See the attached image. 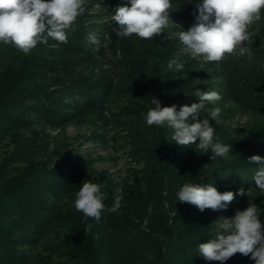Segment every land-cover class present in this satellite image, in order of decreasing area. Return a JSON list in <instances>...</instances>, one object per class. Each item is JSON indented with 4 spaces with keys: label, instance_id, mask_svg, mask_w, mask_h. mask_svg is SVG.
Here are the masks:
<instances>
[{
    "label": "rangeland",
    "instance_id": "1",
    "mask_svg": "<svg viewBox=\"0 0 264 264\" xmlns=\"http://www.w3.org/2000/svg\"><path fill=\"white\" fill-rule=\"evenodd\" d=\"M84 6L87 12L85 20L94 23L109 19L104 0H85ZM171 20L180 27L166 29L163 38L174 43L173 59L183 64H195L193 67L185 65L176 81L198 84L201 91H217L221 94L222 100L210 104L209 109L201 112V118L210 119V125L215 128V139L219 142L233 140L226 160L218 158L211 161L209 153L204 154L199 150L191 168L193 176L199 178L245 157L257 141L259 130L264 129V116L243 109L229 97L224 76H217L215 72L221 69L222 61L213 67V63L203 58L193 59L179 40L181 29L187 31L189 26ZM253 32L264 33V27L256 26ZM90 39L99 52L97 61L90 64L84 62L80 69L93 78L100 74L109 75L115 88L102 112H93L85 119L53 127L42 121L29 106H18L11 110L15 118L2 121L0 188L19 174L32 176L52 170L60 162L63 153L75 162L64 177L63 186L45 193L55 213L45 233L37 241L33 242L27 235L19 233H0L4 238L3 243L0 242V251L16 255L13 264H90L85 253L73 251L62 243L67 236L81 234L84 223L93 226L96 245L105 250L104 264H161L159 251L164 235L159 227L160 223H166L164 218L167 215L170 217L174 210L167 200L161 205H151L146 199L147 178L155 161L145 155L140 144L151 142L154 138L150 126L145 122L143 109H139V106L150 107L140 93L120 90L129 84L127 68L121 61V51L110 47L100 48L105 44L95 33H90ZM26 60L41 64L48 62L58 68L43 73L44 66L41 65L35 76L19 82V87L45 89L56 86L59 77H64V62L58 48H35L29 55L15 50L0 57V88L12 80ZM215 107L221 109L218 123L212 121L209 114V110ZM168 141L172 143L171 137ZM93 169L97 172H93ZM84 181L100 184L105 211L99 223L92 218L85 220L83 214L74 208V193ZM248 189V195H236L226 210L206 209L204 212L214 214L212 216L218 227L220 218L234 217L236 210H244L250 201L262 209L259 219L264 223V192L257 190L256 185L245 188ZM166 195L177 201L172 191H167ZM117 196L123 197L122 206L117 212L109 213L107 208L112 206ZM150 205L152 215L148 213ZM145 219L148 220L146 227ZM171 221L169 218L168 223ZM232 258L236 264L251 260L241 254Z\"/></svg>",
    "mask_w": 264,
    "mask_h": 264
},
{
    "label": "trees",
    "instance_id": "2",
    "mask_svg": "<svg viewBox=\"0 0 264 264\" xmlns=\"http://www.w3.org/2000/svg\"><path fill=\"white\" fill-rule=\"evenodd\" d=\"M107 5L109 19L99 22L85 20L87 12L78 17L74 30L67 34V43H59L49 38L47 44L39 43L36 48L56 47L64 62V77H59L57 85L45 89L31 90L19 87V82L33 78L39 67L43 65V73L55 71L57 65L45 62L26 60L20 71L8 83L0 88V128L2 121L15 118L12 108L29 106L45 123L59 127L71 121L85 119L90 113L102 112L115 90L113 80L107 74L93 78L80 69L84 62L95 63L99 52L96 44L90 39V33L98 35L100 48L110 47L122 54L129 84L120 90H130L140 93L146 99L149 107L151 97L161 101V106L175 104L177 110L184 104L189 106L198 103L192 95L196 90H202L198 84L191 82L178 83L176 78L182 72L169 70L167 64L173 59V42L164 39L163 34L150 40L133 35L130 38H119L114 31L117 25L111 20L114 8L126 4L128 0H104ZM173 9L170 18L183 22L189 27L195 22L192 15L196 11L197 0L188 3L187 0H171ZM264 27V12L261 19L249 26L250 41L246 42L252 50V58L247 55H229L222 61L221 69H216L217 76H224L229 97L245 110H250L264 116V33L253 32L256 27ZM18 50L13 44L0 42V57ZM213 67L219 62H211ZM190 62L189 67H193ZM195 65V64H194ZM186 69V68H185ZM184 70V69H183ZM149 72V74H148ZM211 107L205 106L204 110ZM144 114L147 107L139 106ZM132 111H137L133 109ZM21 119V118H20ZM22 120V119H21ZM154 140L141 143V150L155 164L148 176V187L145 194L147 203L161 205L167 200L177 215H167L166 223H160L164 235L159 257L161 264H203L205 260L198 254V245L213 238L217 229L212 213L200 212L195 206L179 203L166 195L167 191L175 193L185 182L199 183L202 186L212 184L218 191L238 190L255 185L253 176L260 165L249 163L247 157L260 155L264 157V129L258 132L257 141L251 151L235 163H230L207 175L195 178L191 171L194 159L199 153L195 145L180 147L170 143L169 130L151 126ZM232 145L233 140L222 142ZM211 153H209L210 156ZM75 165L68 154L61 155L60 162L52 169L41 174L26 176L19 174L12 177L0 188V233L2 231L27 235L33 242L37 241L50 225L55 210L48 203L45 193L63 186V179L69 169ZM93 172H97L93 169ZM171 202V203H170ZM163 217V216H162ZM169 218L172 219L168 223ZM91 225L84 223L81 234L67 236L63 244L76 252L87 255L90 264H104L105 250L96 245L94 229L84 232ZM4 238L0 236V242ZM17 258L14 254L0 251V264L11 263ZM19 264V263H17ZM66 264V263H48ZM225 264H236L230 258ZM245 264H255L253 260Z\"/></svg>",
    "mask_w": 264,
    "mask_h": 264
},
{
    "label": "clouds",
    "instance_id": "3",
    "mask_svg": "<svg viewBox=\"0 0 264 264\" xmlns=\"http://www.w3.org/2000/svg\"><path fill=\"white\" fill-rule=\"evenodd\" d=\"M192 3L193 0H187ZM85 0H0V42L13 44L24 55L31 54L37 44H47L49 38L59 43H67V34L74 30L78 17L85 13ZM196 11L192 13L195 22L187 31L179 32V40L193 59L203 58L207 62H221L229 55H247L252 58V50L245 46L250 41L249 26L261 19L264 0H197ZM111 20L119 38L150 40L161 36L173 26H179L170 18L174 10L171 0H128L115 7ZM180 27V26H179ZM169 70L183 72L184 64L178 59H170ZM198 103L161 106V101L151 97L154 107L144 115L148 126L169 130L172 143L180 147L195 145L204 154H210L211 161L228 159L232 145L215 139V128L210 119L201 118L207 104L222 100L217 91L192 93ZM221 109L209 110L212 121L219 122ZM249 163L260 165L253 179L256 189L264 192V157H247ZM205 167L207 166L204 165ZM249 189L237 192H220L212 184L185 182L176 192L177 202L195 206L200 212L226 210L236 195H248ZM123 197L117 196L109 213L117 212ZM167 206V205H166ZM74 208L81 212L85 220L94 219L99 223L105 211L100 184L84 181L74 193ZM260 209L249 201L244 210H236L232 218H220L213 238L198 245V254L209 264H225L236 254L249 257L255 264H264V223L259 219ZM152 215V206L148 208ZM170 215H177L176 210ZM148 224L145 219L144 226ZM91 230L88 225L84 232Z\"/></svg>",
    "mask_w": 264,
    "mask_h": 264
}]
</instances>
